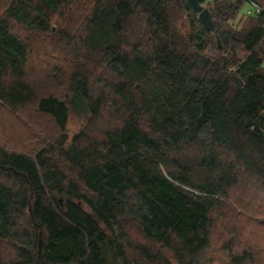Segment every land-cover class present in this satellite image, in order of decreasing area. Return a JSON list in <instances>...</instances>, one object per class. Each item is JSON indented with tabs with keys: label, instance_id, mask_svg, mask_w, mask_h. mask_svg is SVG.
<instances>
[{
	"label": "trees",
	"instance_id": "trees-1",
	"mask_svg": "<svg viewBox=\"0 0 264 264\" xmlns=\"http://www.w3.org/2000/svg\"><path fill=\"white\" fill-rule=\"evenodd\" d=\"M209 1L211 31L186 0L0 3V104L35 141L0 123V264H173L157 245L175 264H264V13ZM77 13L58 31L65 89L39 94L30 35ZM71 112L87 123L68 139Z\"/></svg>",
	"mask_w": 264,
	"mask_h": 264
},
{
	"label": "rangeland",
	"instance_id": "rangeland-1",
	"mask_svg": "<svg viewBox=\"0 0 264 264\" xmlns=\"http://www.w3.org/2000/svg\"><path fill=\"white\" fill-rule=\"evenodd\" d=\"M3 0H0V3ZM209 0H207L204 5L208 8L210 7V4H208ZM83 15L77 13L74 16H71L70 18H62V21L60 24H54L52 25V30L50 34L43 35V34H31L30 38H35L36 40H33V45L35 47L34 53L30 55L29 61L34 64V68L31 71L32 76L29 77V80L32 82L33 86L37 89V92L39 94H44L45 92H48L49 90H55L56 87H59V89H65L66 84V73L68 72V69L70 67L69 64V56L65 52V46L63 41L60 38L59 26H63L64 29L67 27L68 29H72V26L77 25L78 23H81ZM235 23V21H233ZM13 24V23H12ZM79 25V24H78ZM176 25L182 32H187L189 29L188 20L185 17H178L176 19ZM61 26V27H62ZM15 27V26H14ZM21 30V29H20ZM66 30V29H65ZM19 33L22 36L28 35V33L24 30L19 31ZM30 41V40H29ZM64 46V47H63ZM191 53L194 55H199L201 52H199L196 49L191 50ZM207 54H212L210 49L206 50ZM71 59V58H70ZM60 61V62H59ZM72 64V59H71ZM58 75V76H57ZM54 86V88L52 87ZM12 112H9V110L4 107V105L0 104V123L7 124L6 131L7 134H4L1 136L2 132L0 130V136L2 139L9 140L11 144L14 145H26L27 148H30V145H27L28 143H35V141L30 140H24L22 138V135L20 134V130L18 132L12 131V128L9 125H16L13 124L15 122L14 115L12 116ZM16 116H19L16 114ZM33 117V116H32ZM13 119V120H10ZM16 118V117H15ZM26 120V119H25ZM29 123L27 120L25 121L28 125V135L34 140V135L37 134L38 131V123L40 125L46 124L45 118H40V116H35ZM87 120L83 117L77 116L73 112L69 114V118L66 124L65 134L67 135L68 139H70L73 135L78 133L80 130H82L86 126ZM37 124V125H36ZM9 126V127H8ZM8 127V128H7ZM48 127V126H47ZM50 127V126H49ZM26 130V129H25ZM39 139V138H38ZM30 141V142H28ZM22 142H26L25 144H21ZM251 216V215H249ZM261 217V216H257ZM256 218V217H254ZM132 237L138 238L139 233L137 230L132 231L131 233ZM260 236L258 235V237ZM260 240H257L255 244L259 243ZM215 245L218 244V242H214ZM155 249L159 248L162 250L163 255L170 260L173 264H175V259L173 257L172 252H170L167 249H162L159 245L154 246Z\"/></svg>",
	"mask_w": 264,
	"mask_h": 264
},
{
	"label": "water",
	"instance_id": "water-1",
	"mask_svg": "<svg viewBox=\"0 0 264 264\" xmlns=\"http://www.w3.org/2000/svg\"><path fill=\"white\" fill-rule=\"evenodd\" d=\"M203 0H186L188 7L198 13V19L203 27L211 31L213 28V20L211 17V13L207 6L202 4ZM30 211V208H29ZM31 214V211H30Z\"/></svg>",
	"mask_w": 264,
	"mask_h": 264
},
{
	"label": "built area",
	"instance_id": "built-area-1",
	"mask_svg": "<svg viewBox=\"0 0 264 264\" xmlns=\"http://www.w3.org/2000/svg\"><path fill=\"white\" fill-rule=\"evenodd\" d=\"M246 14H260L264 13V8L254 1H247Z\"/></svg>",
	"mask_w": 264,
	"mask_h": 264
},
{
	"label": "bare ground",
	"instance_id": "bare-ground-1",
	"mask_svg": "<svg viewBox=\"0 0 264 264\" xmlns=\"http://www.w3.org/2000/svg\"><path fill=\"white\" fill-rule=\"evenodd\" d=\"M260 5V4H259ZM263 7V6H262Z\"/></svg>",
	"mask_w": 264,
	"mask_h": 264
}]
</instances>
